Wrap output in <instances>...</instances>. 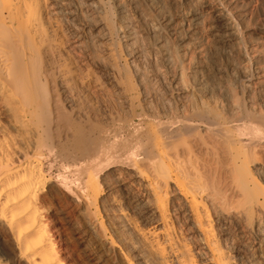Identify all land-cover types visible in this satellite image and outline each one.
<instances>
[{"label": "bare ground", "instance_id": "1", "mask_svg": "<svg viewBox=\"0 0 264 264\" xmlns=\"http://www.w3.org/2000/svg\"><path fill=\"white\" fill-rule=\"evenodd\" d=\"M249 8L0 0V264H264Z\"/></svg>", "mask_w": 264, "mask_h": 264}, {"label": "rangeland", "instance_id": "2", "mask_svg": "<svg viewBox=\"0 0 264 264\" xmlns=\"http://www.w3.org/2000/svg\"><path fill=\"white\" fill-rule=\"evenodd\" d=\"M244 1L250 5L249 25L252 28L251 35L256 37L257 33H264V0ZM248 66L250 67V71H253L252 62H250ZM56 214L53 219L59 226V231L63 242L69 247L68 249L71 253V257L77 260L79 264H95L94 260L89 255V252H86L87 249L85 246L80 241L78 242L79 239L77 238V235L75 237V232L77 233V230L75 226L69 222V218L60 211H57Z\"/></svg>", "mask_w": 264, "mask_h": 264}]
</instances>
